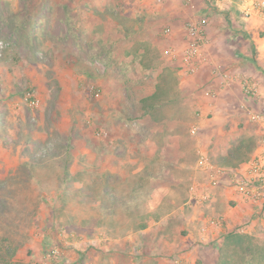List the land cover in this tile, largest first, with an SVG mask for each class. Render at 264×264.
<instances>
[{"label": "rangeland", "instance_id": "rangeland-1", "mask_svg": "<svg viewBox=\"0 0 264 264\" xmlns=\"http://www.w3.org/2000/svg\"><path fill=\"white\" fill-rule=\"evenodd\" d=\"M223 12L214 0H0V235L11 241L0 264H217L231 230L253 237L254 264H264V238L251 230L253 215L264 218L263 202L250 203L254 214L242 222L200 219L184 262L167 245L151 250L131 238L140 223L166 214L151 208L150 168L136 173L125 165L134 157L149 160L140 155L141 145L151 146L145 132L164 140L150 125L159 117L165 122L168 103L144 116L138 104L156 89L160 77L156 84L150 78L160 71L139 64L175 62L193 74L207 26L218 25L215 17ZM203 21L205 42L191 66L184 59L188 29ZM123 30L127 39H112ZM177 35L178 43L171 40ZM160 74H167L166 95L172 96L173 71L165 67ZM240 95L235 91L217 105L238 116L228 124L234 125L231 137L236 153L250 156L262 132L255 115H264V96ZM193 105L185 141L192 173L204 178L195 144L208 139L199 119L214 111ZM140 185L145 193L135 201ZM212 218L220 226L203 233ZM55 248L60 257L52 255Z\"/></svg>", "mask_w": 264, "mask_h": 264}, {"label": "crops", "instance_id": "crops-1", "mask_svg": "<svg viewBox=\"0 0 264 264\" xmlns=\"http://www.w3.org/2000/svg\"><path fill=\"white\" fill-rule=\"evenodd\" d=\"M215 6L224 11V17H215L218 25L210 27L212 22L208 24L202 61L193 74L186 72L184 67L175 62L166 64L160 61L154 67L146 66L142 61L139 64L143 71L156 69L160 71L154 72L150 78L153 84L157 83L165 67L172 70L176 77L174 82L176 91L174 90L175 93L166 100L168 110L165 122L159 117V120L155 118L150 125L152 131L156 128L164 140L157 142L151 138L148 139L145 132L144 138L151 142V146L147 148L148 142L141 145L140 155L146 154L150 157L149 160L134 157L125 163V165L135 166L136 173L150 168L152 188L148 197L152 199L151 208L157 209L160 215L166 213L143 229L135 228L136 232L134 237H131L132 240L135 244H149L151 250H155L157 245H167L174 256L180 257L183 262V258L188 259L189 256L187 248L193 244L195 235L198 234L200 219L222 216L230 224L242 222L254 214L251 211V205L249 206L250 203L244 202L235 192L231 173L218 174L204 169L207 176L203 178L202 173L200 175L198 171L196 174L192 173V166L189 163L190 147L185 137L189 135V126L193 124L190 112L194 103L199 102L202 104L200 108L214 111L211 117L206 118L202 115L199 119L200 124L207 127L205 136L208 139L196 143V150L209 155L213 166L235 172L244 166L251 155L236 153L234 145L236 142L231 137L234 125L229 127L228 124L230 120H236L238 116L229 115L228 111L218 110L217 102L228 100V96L235 91L240 93L241 97H246L243 83L248 80L256 83L258 95L261 93L264 96L263 20L257 15L245 16L238 0H215ZM226 24L231 25V29H224ZM102 34L105 35V32ZM115 36L112 39H118V42L128 37L124 30ZM177 36L171 40L180 42L181 36ZM113 44L114 42L110 40L108 47L112 51ZM140 52L144 51L140 50ZM121 53L124 55V50ZM125 57L118 62L121 69L127 67ZM211 100L215 101V104L207 106L206 103ZM159 122L161 123L158 124ZM144 128L146 127H141L140 132L145 130ZM137 146L136 150H139ZM251 225V230L258 231V234L260 233L264 238V218L259 221L258 216L253 215ZM124 242L127 243L128 239H124ZM151 252L152 255L155 254V251Z\"/></svg>", "mask_w": 264, "mask_h": 264}, {"label": "built area", "instance_id": "built-area-1", "mask_svg": "<svg viewBox=\"0 0 264 264\" xmlns=\"http://www.w3.org/2000/svg\"><path fill=\"white\" fill-rule=\"evenodd\" d=\"M239 6L245 16L257 15L264 23V0H240ZM203 23L204 21L190 25L188 29L190 42L184 51V59L190 65L201 55L202 44L205 42ZM243 89L246 96L250 98H256L258 96L257 85L250 80L244 81ZM255 120L262 126L259 144L250 159L245 162L241 169L234 172L226 168H217L213 166L208 155L204 153L200 154L198 160V165L203 169H208L218 174L224 173L227 175L231 173L235 192L246 203H264V115H255ZM193 130H196V128L194 127ZM213 226H220V219L212 218L209 220L201 228L202 232L206 233ZM52 255L54 257H60L61 251L55 248L52 251Z\"/></svg>", "mask_w": 264, "mask_h": 264}, {"label": "trees", "instance_id": "trees-1", "mask_svg": "<svg viewBox=\"0 0 264 264\" xmlns=\"http://www.w3.org/2000/svg\"><path fill=\"white\" fill-rule=\"evenodd\" d=\"M239 1L240 0H238V2ZM143 64L147 66L145 62ZM159 77L160 79L157 83V87L155 91L152 94L145 96L138 101L140 108H143L141 113L143 116L152 114L155 108L157 109L162 102H166V100L168 99L166 94H168V92L171 91L172 84L168 82L167 74L164 75L160 74ZM143 182L144 181H142L140 184L143 185ZM141 185L139 186V188H136L133 194L134 196H132V198L135 199V201L137 199L141 200L143 194L145 193L144 188ZM138 190L140 191L137 192ZM136 192L138 197L135 196ZM147 225L148 223L144 221L135 228L143 229ZM10 246H11V241L8 238L0 235L1 260L5 261L6 257L4 256L3 252L7 251L8 249L10 250ZM221 250L222 253L217 264H254L255 263V253H257V249L253 246V237H251L250 235H245L240 232H234L232 230L228 231L224 235V239L221 244ZM10 255L11 254H9L8 256ZM246 256H248V258Z\"/></svg>", "mask_w": 264, "mask_h": 264}]
</instances>
